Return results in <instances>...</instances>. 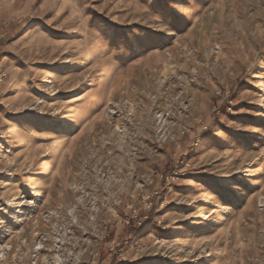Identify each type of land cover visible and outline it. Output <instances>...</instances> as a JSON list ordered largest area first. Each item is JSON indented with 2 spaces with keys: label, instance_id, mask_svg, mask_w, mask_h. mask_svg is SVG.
Wrapping results in <instances>:
<instances>
[{
  "label": "rangeland",
  "instance_id": "obj_1",
  "mask_svg": "<svg viewBox=\"0 0 264 264\" xmlns=\"http://www.w3.org/2000/svg\"><path fill=\"white\" fill-rule=\"evenodd\" d=\"M1 74L0 264H264V0L0 1Z\"/></svg>",
  "mask_w": 264,
  "mask_h": 264
},
{
  "label": "built area",
  "instance_id": "obj_2",
  "mask_svg": "<svg viewBox=\"0 0 264 264\" xmlns=\"http://www.w3.org/2000/svg\"><path fill=\"white\" fill-rule=\"evenodd\" d=\"M5 74H1L0 76V80H2V77ZM226 94H228V92H226ZM229 104H231V102H229ZM228 110H231V105H229L227 107ZM179 176V171L177 170V168H173L171 169L169 172L165 173V174H161L160 178L163 179L165 182H173L176 178H178ZM143 204H144V209H149L152 206V199L150 198V196H146L145 198H143ZM133 217L134 218H138V211L133 209ZM148 217V214H144L141 217H139L138 219H146Z\"/></svg>",
  "mask_w": 264,
  "mask_h": 264
},
{
  "label": "crops",
  "instance_id": "obj_3",
  "mask_svg": "<svg viewBox=\"0 0 264 264\" xmlns=\"http://www.w3.org/2000/svg\"><path fill=\"white\" fill-rule=\"evenodd\" d=\"M0 1H1V2H5V1H7V0H0ZM11 1L13 2V1H15V0H11Z\"/></svg>",
  "mask_w": 264,
  "mask_h": 264
}]
</instances>
